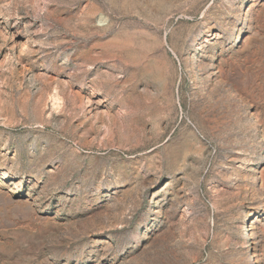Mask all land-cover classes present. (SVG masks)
<instances>
[{
    "label": "rangeland",
    "instance_id": "1",
    "mask_svg": "<svg viewBox=\"0 0 264 264\" xmlns=\"http://www.w3.org/2000/svg\"><path fill=\"white\" fill-rule=\"evenodd\" d=\"M0 264H264V0H0Z\"/></svg>",
    "mask_w": 264,
    "mask_h": 264
}]
</instances>
